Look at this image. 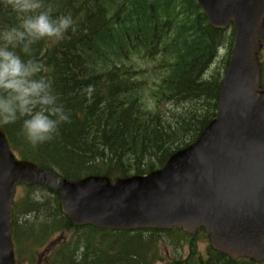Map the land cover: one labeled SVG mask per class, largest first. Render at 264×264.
Wrapping results in <instances>:
<instances>
[{
	"label": "trees",
	"instance_id": "trees-1",
	"mask_svg": "<svg viewBox=\"0 0 264 264\" xmlns=\"http://www.w3.org/2000/svg\"><path fill=\"white\" fill-rule=\"evenodd\" d=\"M44 6L53 17L70 14L76 23L75 33L55 45L40 40L31 53L46 67L44 75L70 122L36 147L23 136L22 121L0 125L18 158L70 182L89 175H142L161 168L171 154L192 144L214 118L224 71L215 68L208 73V68L218 49L225 47V70L233 40L209 27L193 0H44ZM18 23L8 0H0V29ZM157 57L161 60L152 70H163L164 75L159 81L149 80L144 76L148 69L136 59ZM88 85L94 86L91 102L83 93ZM167 104L176 109L161 111ZM23 189L25 194L12 205L17 264L21 254L27 264H34V246L45 245L54 234L71 232L45 264H156L163 259V234L189 245V256L172 264L250 263H229L214 252L207 260L196 256L198 235L205 236L201 230L191 238L177 229L75 228L62 216L52 189ZM33 189L50 197L36 201L29 196Z\"/></svg>",
	"mask_w": 264,
	"mask_h": 264
},
{
	"label": "water",
	"instance_id": "water-1",
	"mask_svg": "<svg viewBox=\"0 0 264 264\" xmlns=\"http://www.w3.org/2000/svg\"><path fill=\"white\" fill-rule=\"evenodd\" d=\"M212 28L233 24L235 45L215 117L158 170L118 178L61 179L9 150L0 128V264H14L10 206L16 185L53 189L74 227L113 231L201 228L231 261H264V90L257 51L264 0H196Z\"/></svg>",
	"mask_w": 264,
	"mask_h": 264
},
{
	"label": "clouds",
	"instance_id": "clouds-1",
	"mask_svg": "<svg viewBox=\"0 0 264 264\" xmlns=\"http://www.w3.org/2000/svg\"><path fill=\"white\" fill-rule=\"evenodd\" d=\"M8 4L19 23L0 29V125L22 121L23 136L36 147L53 139L60 125L70 122V115L44 75L46 67L31 58L32 45L40 40L58 44L69 32L75 33L76 23L70 14L53 17L44 0ZM93 92V85L83 89L88 102Z\"/></svg>",
	"mask_w": 264,
	"mask_h": 264
},
{
	"label": "rangeland",
	"instance_id": "rangeland-1",
	"mask_svg": "<svg viewBox=\"0 0 264 264\" xmlns=\"http://www.w3.org/2000/svg\"><path fill=\"white\" fill-rule=\"evenodd\" d=\"M227 38L230 39L231 36L230 34L227 35ZM228 54V50H225V48L223 50H221L218 53L217 58L214 60L213 65L210 67L209 72L211 70L219 69L220 71L223 72L224 71V63H225V59L226 56ZM264 55V52H263ZM161 60V57H157L154 61L151 60H137L136 62L139 64L140 67L144 68V69H148V71L145 74V77H147L149 80H156L159 77H161V75H163L164 71H156L153 72L152 68L154 66H156ZM147 102L149 103V105H153V102L150 100H147ZM176 109V106L174 104H167L165 106H163V108L161 109V111H167V112H171L174 111ZM17 191V190H16ZM25 194V193H24ZM23 192L21 191V195H24ZM32 199L34 198L36 201L39 202H43L45 200V198H49L50 196L45 193V191H41V190H35L33 189L30 192L29 195ZM29 217H27L28 219ZM73 234V232L68 233V234H64V236L61 233H57L54 234L49 241L42 246H34L33 247V253H34V264H45V261L49 258V253L45 252L46 249L49 250L48 252H52L55 248H57L63 241H65L66 239H68L69 237H71ZM65 237V238H64ZM162 238V241L159 244V250H160V254L161 257L163 258L162 261L156 263V264H172L174 260H178V259H185L189 256V245L188 242H183V243H179V242H175L176 241V237L172 236V235H161L160 236ZM175 242V243H174ZM209 249H208V241L205 238L204 235L199 234L198 235V239L196 241V247H195V254L196 256L201 257L203 260H207L209 258ZM19 261L22 264H27L28 262V258L25 255H20V259Z\"/></svg>",
	"mask_w": 264,
	"mask_h": 264
},
{
	"label": "flooded vegetation",
	"instance_id": "flooded-vegetation-1",
	"mask_svg": "<svg viewBox=\"0 0 264 264\" xmlns=\"http://www.w3.org/2000/svg\"><path fill=\"white\" fill-rule=\"evenodd\" d=\"M263 48H264V44H263Z\"/></svg>",
	"mask_w": 264,
	"mask_h": 264
}]
</instances>
